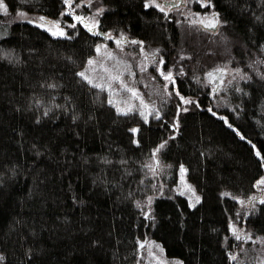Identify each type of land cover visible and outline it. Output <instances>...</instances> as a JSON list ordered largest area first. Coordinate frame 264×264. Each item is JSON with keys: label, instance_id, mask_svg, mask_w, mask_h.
<instances>
[{"label": "trees", "instance_id": "16d2710c", "mask_svg": "<svg viewBox=\"0 0 264 264\" xmlns=\"http://www.w3.org/2000/svg\"><path fill=\"white\" fill-rule=\"evenodd\" d=\"M3 1L45 23L0 16V264H138L144 239L181 264H236L233 197L264 176V0H209L215 33L148 0L96 1L98 30L157 50L193 99L185 110L176 96L148 116L119 112L79 75L105 39L65 16V0ZM56 24L66 35L52 34ZM221 64L248 74L233 109L215 110L202 84ZM163 143L171 188L183 168L199 202L169 191L147 217L139 205L154 193L149 166ZM262 201L238 223L264 241Z\"/></svg>", "mask_w": 264, "mask_h": 264}, {"label": "rangeland", "instance_id": "374dc122", "mask_svg": "<svg viewBox=\"0 0 264 264\" xmlns=\"http://www.w3.org/2000/svg\"><path fill=\"white\" fill-rule=\"evenodd\" d=\"M96 1L98 0H68L63 14L84 18L92 27L97 26L98 18L104 7L95 8L93 4ZM0 2L7 8V12L0 8V16L4 17L7 22H27L41 26L45 23L41 16L26 11L10 14L6 3L3 0H0ZM157 4L164 8L162 12L166 15L174 14L177 16L180 24H192L211 30L210 32L221 25L219 17L212 12L209 0H148L146 5L160 10V7L155 6ZM88 11L90 12L87 13ZM200 21H204V23H200ZM210 21L216 22V27H206L205 24ZM49 29L52 33L58 31L54 25L50 26ZM59 30L62 29L59 28ZM1 37H4V35H0ZM117 41L120 43L117 44ZM133 41L135 40L125 33H109L108 39L100 44V51H97L96 56L90 60L95 63L91 65L88 63L83 72L92 83L102 85L107 89L111 93L114 103L120 109H124L125 112L132 113L136 111L146 116L151 113L160 115L165 105L168 106L171 99L176 96L181 100L182 108L186 110L190 103L185 104L184 100L193 102V99L182 96L177 89V79L180 72L174 68H166L165 60L160 57L157 50L146 49L139 42L135 41L133 43ZM209 73L213 75L209 77ZM167 75H171L172 79L166 80L164 77ZM116 76H119L120 79H113ZM202 78V84L208 88L213 108L215 110L233 109L230 95L240 90L241 84L248 80V74L240 68L232 67L229 64H221L207 71ZM127 89L134 90L138 93V97H134ZM181 97H183V100ZM144 105L148 107L145 108ZM129 108H131V111H128ZM162 145L164 147L165 143ZM163 147H159L158 151L154 152L149 166L150 175L154 180V193L139 205L142 213L147 217L150 216L153 210L155 199L166 195L169 191L186 197L191 206L198 203L197 197L199 198V194L187 180L185 173L182 176L180 172L177 183L171 188L168 181L170 179L169 166L160 159V151ZM261 179H264V176ZM189 186L194 191H190ZM263 196L264 184L259 183L255 192L248 197L232 196L239 202V210L231 226L236 246L231 251L230 258L236 264H264L263 239L253 237L250 232L239 225L245 214L258 207L263 200ZM141 245H144V247H140ZM139 255L138 264H181L177 259L168 258L162 246L158 242L149 239L139 242ZM233 256L236 257L235 260L232 259Z\"/></svg>", "mask_w": 264, "mask_h": 264}, {"label": "snow or ice", "instance_id": "6c2138e0", "mask_svg": "<svg viewBox=\"0 0 264 264\" xmlns=\"http://www.w3.org/2000/svg\"><path fill=\"white\" fill-rule=\"evenodd\" d=\"M66 2H68V0H66ZM69 6H70V5H69ZM155 6H156V7H160L159 4H157V5H155ZM205 6H206V5H205ZM0 8H3V10H4L5 12H7V8H6L5 5H3L2 2H0ZM160 10H161V11H164V8L160 7ZM76 19L80 20V19H82V18H81V17H76ZM200 23H204V21H200ZM205 26H206V27H213V28H214V27H216V22H212V21H210V22H208L207 24H205ZM55 27L58 29V31H55V32L52 33L54 36H55V35H59V36H63V35H65V33H64L62 30H59V28H60L59 24H56ZM72 27H75V25H72ZM119 43H120V42L117 41V44H119ZM133 43H135V41H133ZM97 51L99 52L100 49L98 48ZM94 63H95L94 61H89V64H90V65H91V64H94ZM105 71H107V69H105ZM79 75H80L82 78H84L85 80H88L89 83H92V81L88 78V76H87L84 72L79 73ZM161 75H163V73H161ZM212 75H213L212 73H209V77H211ZM164 78H165L166 80H171V79H172L171 75H167V76H165ZM113 79L119 80L120 77H119V76H116V77H113ZM95 86H96V87H103L102 85H99V84H97V85H95ZM124 87L127 88L126 85H124ZM127 90H128L129 92H131L132 95H133L134 97H138V93H136L134 90H132V89H127ZM177 95H178V93H177ZM181 99L183 100V97H181ZM109 103H112V101H109ZM141 103H143V101H141ZM184 103H185V104H187V103H191V101L184 100ZM144 107L147 108L148 106H147V105H144ZM117 110H118L119 112H121V113L127 114V113L125 112L124 109H120V108H118ZM128 111H131V108H129ZM141 114L143 115V113H141ZM157 118H159V116H157ZM145 119H147L146 116H145ZM133 131H136V130L133 129ZM160 147H163V145H161ZM157 151H158V149H157ZM256 155L259 156L260 153L257 152ZM180 171H181L182 176H183V173H185L186 170L183 169V168H181ZM259 184H264V179H261V180L259 181ZM189 190H190V191H194V190L191 189L190 186H189ZM197 202H199V198H198V197H197ZM262 202H264V201H262ZM237 239H239V237H237ZM140 247L143 248L144 245H141ZM232 259L235 260L236 257L233 256ZM0 260H3V257H2V256H0Z\"/></svg>", "mask_w": 264, "mask_h": 264}, {"label": "water", "instance_id": "95a60500", "mask_svg": "<svg viewBox=\"0 0 264 264\" xmlns=\"http://www.w3.org/2000/svg\"><path fill=\"white\" fill-rule=\"evenodd\" d=\"M78 21H80V22H82L84 25H86L87 29H88L89 31H91L92 33H97V34H99L103 39H108V34H105V33L101 32V31H99L97 26L92 27V26L89 24V22H88L87 20H85L84 18H82V19H80V20H78ZM214 30H215V29H214Z\"/></svg>", "mask_w": 264, "mask_h": 264}]
</instances>
